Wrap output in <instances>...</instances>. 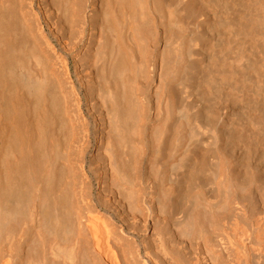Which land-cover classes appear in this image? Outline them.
<instances>
[{
  "label": "bare ground",
  "instance_id": "1",
  "mask_svg": "<svg viewBox=\"0 0 264 264\" xmlns=\"http://www.w3.org/2000/svg\"><path fill=\"white\" fill-rule=\"evenodd\" d=\"M0 264H264V0H0Z\"/></svg>",
  "mask_w": 264,
  "mask_h": 264
}]
</instances>
